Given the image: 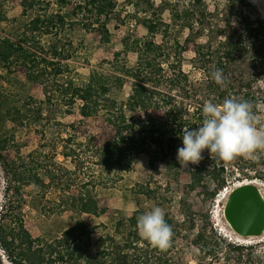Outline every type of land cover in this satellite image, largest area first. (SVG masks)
Wrapping results in <instances>:
<instances>
[{"label": "trees", "instance_id": "16d2710c", "mask_svg": "<svg viewBox=\"0 0 264 264\" xmlns=\"http://www.w3.org/2000/svg\"><path fill=\"white\" fill-rule=\"evenodd\" d=\"M136 1V5H133L134 10L124 9L120 0H80L74 3L72 11L41 14L36 12L42 9L43 5L50 7V0H22L24 15L33 17L27 25V32L19 41L0 36V66L10 71L9 73L14 65L30 67L38 72L42 82L48 75H52V71L55 75L62 74L63 68L55 63L56 58H72L78 51V46L70 39L62 46L58 43L63 40L65 33L72 32L78 25H83L87 32L98 33L95 40L97 46L111 48L112 32L109 25L118 22L121 28H129V32L124 35V45L128 50L138 54L137 67L133 73L135 81L130 98L126 101L120 103L119 98L113 93L114 88L124 86L123 76L127 69L121 61L122 53L119 51L114 53V60L111 62L116 74L100 73L96 67L92 69L88 80L82 84L69 79L65 88L66 93L64 91L66 96H71L70 101L64 99L69 106L78 100H84L80 109L82 123L95 116L106 118L114 128L122 156V162L112 167L111 176L103 175L97 181L85 183L82 191L90 189L97 195L99 186L113 189L115 191L111 195L117 200H122L125 205L131 206L135 214L128 218L124 216L123 210L114 209L103 221L109 212L108 207L100 206L97 198H87L84 193L73 195L63 201L62 212L69 217L67 222L69 225L61 231V237L50 243H45L42 237L34 238L26 229L23 217L17 216L13 221L11 215L5 214L4 218L8 217L12 222H16L8 230L0 227V246L9 254L14 264H188L190 254L194 250L213 262L207 264L220 263L224 260L231 263L232 254L241 253L246 249L253 250L259 246L228 242L227 238L213 230L209 218L190 207L189 198L199 187L207 188L208 181H213L216 185L211 193L214 199L228 188L227 179L223 176L225 165L228 163H232L236 172L240 174L238 181L248 179L264 182V154H260L258 160L238 157L234 161L223 162L216 157L212 158L206 149L199 164L194 166L189 164L187 167L180 165L177 150L183 147V129L198 128L203 118L193 119L185 103L186 98L171 93L179 90L178 93L184 92L188 96L191 90L188 88L190 76L181 66L180 43L172 34L169 44L176 50L175 56L172 57L165 43L150 38L162 32L167 34L170 25L165 23L163 18H159L156 13L158 8L152 0ZM229 1L232 6L237 4V1ZM240 5L248 10L239 9L240 17H236L240 26L239 32L235 36H229L224 42L211 43L206 48L198 49L197 70L202 72V78L207 79V85L201 96V104L193 103L194 109L202 110L206 100L222 103L225 98L233 96L254 104L264 101V92L255 91V86L264 78V18L255 12V7L249 1L240 0ZM176 6L173 20L188 27L190 35H193L196 32L195 14H191L185 5ZM80 14H83L82 18ZM131 26L136 28L133 32ZM139 27L146 35L133 38ZM37 35L51 36L56 40L61 36V39L49 43V47L46 44L39 45L40 43L31 46V40ZM129 39H133L130 45L127 41ZM81 46L83 50L88 48L85 42ZM41 52L46 55L42 56ZM103 63L109 61L104 59L99 62L100 65ZM217 68L223 70L228 80V88H222L212 79L211 73ZM16 109L20 110L19 107ZM139 110L143 115H140ZM151 110H164L165 119L144 113ZM256 112L264 120V110ZM6 144L7 140L0 133V163L8 174L12 172L14 181L18 184L25 182V176L19 171L13 173L12 165L16 163L9 161ZM87 145H92L98 151L96 137L91 136ZM78 150L80 149L77 147L63 145L61 155L66 161L71 158L75 165H82ZM37 154L31 155V165H45L40 163V155ZM143 156L149 158L151 175L157 172L160 163L165 165L168 180L165 188L152 185L150 180L146 184L135 186L121 182L124 176L132 174ZM249 165H255L252 168L254 174L246 173ZM30 170L38 181L41 180L35 167H31ZM183 172L189 173L190 176V182L185 185L181 184ZM241 175L244 177L241 178ZM46 176L50 183L55 185L58 175L48 172ZM177 196L183 220L179 222L166 207L175 206ZM144 199L164 209L165 220L174 232L171 247L162 250L155 257L150 256L152 245L139 235L136 227L137 217L146 213L143 207ZM86 217L91 219L89 225L80 228L78 225ZM100 228L103 229L98 231ZM98 232L100 237L96 243L95 254L79 257L72 250L73 245L81 244ZM113 235L120 238L116 243L107 240V236ZM247 261V264H264L260 255L251 254ZM238 262L243 263L242 259Z\"/></svg>", "mask_w": 264, "mask_h": 264}, {"label": "rangeland", "instance_id": "374dc122", "mask_svg": "<svg viewBox=\"0 0 264 264\" xmlns=\"http://www.w3.org/2000/svg\"><path fill=\"white\" fill-rule=\"evenodd\" d=\"M22 0H0V36L7 37L12 41H19L24 33L27 32V25L33 17L24 15L22 11ZM80 0H50L51 6H42L36 13L53 14L57 11H72L74 3ZM126 10L133 9L136 0H120ZM157 10L159 18H163L165 23L170 25L168 33H159L151 39L163 42L167 45L169 53L175 56L176 50L174 46L169 44L171 35L180 43L179 57L182 61V69L190 76L189 95L186 96L178 93L179 90L171 92L174 95L185 97V103L189 107L188 111L192 114L193 119L203 118L202 110L194 109L193 103L201 104V96L207 85L206 78H202L203 74L198 71V49L200 47H208L211 43H219L227 40L229 36H235L240 29L236 21V17H240V10L248 9L240 5V0L236 5H231L229 0H152ZM254 7L255 12L264 18V0H247ZM70 2L71 4H66ZM125 2V3H124ZM185 5L190 9L191 14H195V33L190 35L189 29L183 26L181 22H175L174 13L177 6ZM135 9V8H134ZM133 9V10H134ZM83 14H80L82 18ZM145 14H142L144 16ZM256 17V16H255ZM112 32V47H99L96 43L98 33L87 32L83 25H78L72 32L68 31L64 34L63 40L61 36L56 38L51 36L37 35L33 37L30 45H49V43L58 41L60 46L68 43V39L72 40L78 51L72 58L59 59L54 61L60 64L63 72L60 75H48L42 82L38 72L30 69V67L22 65H14L11 73L0 66V133L7 140L6 153L9 161L15 162L12 165L13 173L18 171L25 176V182L18 184L12 178V172L8 171L0 163V227L10 229L15 222L10 218H4L5 214L11 215L13 221L15 217L20 216L24 219L26 229L34 238L42 237L45 243H50L57 237H61V231L67 228L69 217L63 213V201L73 195L77 196L84 193L87 198H97L100 206L108 207L109 212L103 221L112 214L114 209L123 210L125 217H131L135 214L129 205H125L122 200H117L111 195L115 190L99 186L97 195L92 190L82 191V187L89 181H97L101 176H111L113 174L112 167L122 162L120 146L116 137L113 126H111L104 116H95L86 123H82L80 109L84 100H78L72 106L67 105L64 99L71 100V96H66V85L69 79H73L77 84L86 82L92 69L97 67L98 71L103 74H116L114 66L111 62L114 60V53L121 52V61L127 67L126 74L123 76L124 86L122 88H114L113 93L119 98L120 103L130 98V92L133 88L135 78L134 70L137 67L138 54L126 48L124 45V35L129 32V28H121L118 22L110 25ZM120 27V28H119ZM131 32L136 28L131 26ZM139 31V32H138ZM133 38L145 36L141 27ZM141 33V34H140ZM130 45L133 39L127 40ZM88 46L86 50L82 49V43ZM92 46V47H90ZM49 47V46H48ZM48 49V48H47ZM42 56L46 54L42 53ZM50 57V55H49ZM178 57V56H176ZM108 60L109 63L99 64L102 60ZM178 59V58H177ZM179 61V59L177 60ZM119 74V73H118ZM121 74H119L120 76ZM192 87H191V86ZM227 84V88H228ZM166 91H169L165 88ZM65 91V93H64ZM257 93L264 92V78L255 86ZM203 98V97H202ZM179 99H181L179 97ZM189 104H191L189 106ZM141 105V104H140ZM17 107L20 110L16 109ZM17 110V112H16ZM140 111V115L143 112ZM148 115L156 116L159 119H165L164 110H151L144 112ZM91 136L97 138L98 151L90 142ZM63 145L77 147L82 165H75L71 160H65L61 155ZM38 153L40 155V163L45 165H31V155ZM60 153V154H58ZM48 164V165H47ZM61 164V165H59ZM232 163L225 165V173L223 176L227 179L228 188L224 189L214 199L211 193L216 187L213 181H208L207 188L199 187L189 198L190 207L197 213L205 215L209 218V222L213 230L222 234L223 237L232 242L230 235L234 234L227 225L223 208L226 198L224 195L230 193L232 189L243 182L238 181L240 174L236 172ZM192 166H194L192 164ZM35 170L41 178L37 180L34 173ZM246 171L249 175L254 174L252 168L255 165H249ZM54 173L56 176L55 185L50 183L46 173ZM45 175V177H44ZM244 176L241 175V178ZM43 178V180H42ZM151 181L152 185L165 188L167 184L166 167L163 163L158 165L157 172L151 175L149 158L143 156L135 170L129 176H124V180L130 186L146 184ZM190 182L189 173L183 172L181 176V184L185 185ZM264 191V182L257 180ZM179 197H176L175 206L166 205L167 210L171 211L176 221L182 220V211L179 205ZM143 207L146 212L150 211L154 206L150 200H143ZM91 219L86 217L78 225L80 228H86ZM100 228L98 231H101ZM100 233L93 234L91 238L81 242V244L73 245L72 250L79 256L92 255L96 253V243ZM240 241L234 239L233 243H239L244 246L257 245L258 248L246 249L241 253L232 254V262L227 260L215 264H240L238 261L242 259L241 264H247L251 254L262 256L264 260V237L260 239H243ZM119 236H107V240L113 243L119 241ZM162 250L151 246L150 256L159 255ZM0 256L5 264H13L9 254L0 246ZM144 261V260H143ZM213 263L194 250L188 259V264H207Z\"/></svg>", "mask_w": 264, "mask_h": 264}, {"label": "clouds", "instance_id": "9594fccd", "mask_svg": "<svg viewBox=\"0 0 264 264\" xmlns=\"http://www.w3.org/2000/svg\"><path fill=\"white\" fill-rule=\"evenodd\" d=\"M255 2V0H254ZM212 79L222 88L228 80L223 70L217 68L211 73ZM256 110H264V101L255 104L239 97H228L222 103L206 100L202 106L203 121L198 128H184L183 147L177 150L181 166L199 164L204 150L223 162L238 157L258 160L264 154V120ZM139 235L159 250L171 247L174 232L165 220V211L155 206L137 217Z\"/></svg>", "mask_w": 264, "mask_h": 264}, {"label": "water", "instance_id": "95a60500", "mask_svg": "<svg viewBox=\"0 0 264 264\" xmlns=\"http://www.w3.org/2000/svg\"><path fill=\"white\" fill-rule=\"evenodd\" d=\"M261 185L247 181L226 196L224 219L232 232L243 239L264 237V191Z\"/></svg>", "mask_w": 264, "mask_h": 264}, {"label": "built area", "instance_id": "2783aa9c", "mask_svg": "<svg viewBox=\"0 0 264 264\" xmlns=\"http://www.w3.org/2000/svg\"><path fill=\"white\" fill-rule=\"evenodd\" d=\"M229 237H230V239L232 240V242H234V241H233L234 239L240 241V238H239L237 235H235V234H231ZM238 244H239V243H238Z\"/></svg>", "mask_w": 264, "mask_h": 264}, {"label": "flooded vegetation", "instance_id": "af4514ba", "mask_svg": "<svg viewBox=\"0 0 264 264\" xmlns=\"http://www.w3.org/2000/svg\"><path fill=\"white\" fill-rule=\"evenodd\" d=\"M0 264H5L4 261L2 260L1 256H0Z\"/></svg>", "mask_w": 264, "mask_h": 264}, {"label": "bare ground", "instance_id": "6f19581e", "mask_svg": "<svg viewBox=\"0 0 264 264\" xmlns=\"http://www.w3.org/2000/svg\"><path fill=\"white\" fill-rule=\"evenodd\" d=\"M226 196H227V193L224 195L223 200L226 198Z\"/></svg>", "mask_w": 264, "mask_h": 264}]
</instances>
